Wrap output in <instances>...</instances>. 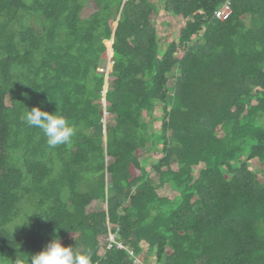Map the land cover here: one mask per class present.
I'll return each mask as SVG.
<instances>
[{"label":"trees","instance_id":"16d2710c","mask_svg":"<svg viewBox=\"0 0 264 264\" xmlns=\"http://www.w3.org/2000/svg\"><path fill=\"white\" fill-rule=\"evenodd\" d=\"M154 1L0 0V264H264V0Z\"/></svg>","mask_w":264,"mask_h":264},{"label":"rangeland","instance_id":"374dc122","mask_svg":"<svg viewBox=\"0 0 264 264\" xmlns=\"http://www.w3.org/2000/svg\"><path fill=\"white\" fill-rule=\"evenodd\" d=\"M154 2L157 4V6L159 8H161V13H160L159 19H158V29L160 31V36H159L160 43L162 46H165L169 40L177 38L179 31H180L181 27L183 26V23L179 20H176L175 18L168 17V15H166L164 10L162 9L164 4H162L160 1L155 0ZM92 9L93 8L90 7V4H88V7H86L82 13L83 17L89 16ZM167 31L170 32V34H171L169 40H167V38H164V36H163V34L167 33ZM106 46L108 48L109 57H108L107 62H106L107 64L104 67H106L108 69V67L110 68V66H111V64H109L110 58L112 57L111 42L110 41L106 42ZM164 49H165V47H162L161 51H163ZM99 71L103 72V69H99ZM110 71L111 70H109V72ZM105 72L107 73V70ZM110 80H112V79H110L109 76H106L107 83H106L105 88H104V95H105V91L108 89V83ZM102 104H103L104 122L106 123V121L108 119V115L106 114V110H105V108H106L105 107V99H103ZM161 111H162V107L160 104H158L157 105V115H159L161 113ZM159 125H160V123H156V128H157V126L159 127ZM150 149L151 148L149 146V148H147V150L144 151V153H143V158L145 160H147L146 165L155 161L156 158H159L156 155V151H151ZM250 165H251V169L257 174L261 183L264 184V164L259 163L257 160H253L250 162ZM94 206H93V209H96L97 208L96 205H94ZM100 207H101V205H99V208ZM51 251L55 255L56 258H64L65 257L64 249L60 245L53 247Z\"/></svg>","mask_w":264,"mask_h":264},{"label":"built area","instance_id":"2783aa9c","mask_svg":"<svg viewBox=\"0 0 264 264\" xmlns=\"http://www.w3.org/2000/svg\"><path fill=\"white\" fill-rule=\"evenodd\" d=\"M232 1L233 0H226L224 2V4L217 11H215L214 17H215L216 20L225 21L228 18H230V16L232 15ZM109 64H111V65L113 64L111 59H110ZM109 70H110V68L108 67L107 76H108ZM113 245H116V247L118 249H125L123 247L122 243H119V242L116 241V236H112L111 235L110 236V244H109L108 248L111 249ZM128 252L130 253L131 256H133V252H131V251H128ZM134 264H143V263L141 262V260H139L138 258L134 257Z\"/></svg>","mask_w":264,"mask_h":264},{"label":"water","instance_id":"95a60500","mask_svg":"<svg viewBox=\"0 0 264 264\" xmlns=\"http://www.w3.org/2000/svg\"><path fill=\"white\" fill-rule=\"evenodd\" d=\"M115 27H117V23L115 24ZM111 42V52H112V55H113V50H112V45H113V39L110 41ZM113 57V56H112ZM107 91V90H106ZM105 91V93H106Z\"/></svg>","mask_w":264,"mask_h":264},{"label":"clouds","instance_id":"9594fccd","mask_svg":"<svg viewBox=\"0 0 264 264\" xmlns=\"http://www.w3.org/2000/svg\"><path fill=\"white\" fill-rule=\"evenodd\" d=\"M112 56H113V55H112ZM110 59H111V61H112V63H113V57H111ZM112 67H113V64L111 65L110 70H112Z\"/></svg>","mask_w":264,"mask_h":264}]
</instances>
